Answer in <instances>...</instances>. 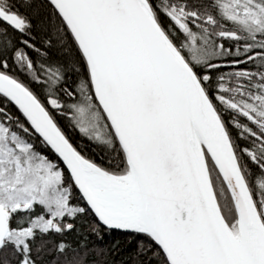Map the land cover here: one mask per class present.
Listing matches in <instances>:
<instances>
[{"label": "snow or ice", "instance_id": "1", "mask_svg": "<svg viewBox=\"0 0 264 264\" xmlns=\"http://www.w3.org/2000/svg\"><path fill=\"white\" fill-rule=\"evenodd\" d=\"M0 264H264V0H0Z\"/></svg>", "mask_w": 264, "mask_h": 264}]
</instances>
